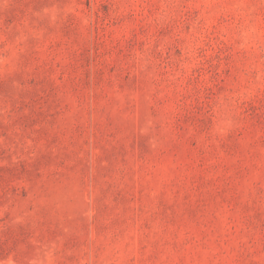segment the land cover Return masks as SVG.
Here are the masks:
<instances>
[{
  "label": "rangeland",
  "instance_id": "obj_1",
  "mask_svg": "<svg viewBox=\"0 0 264 264\" xmlns=\"http://www.w3.org/2000/svg\"><path fill=\"white\" fill-rule=\"evenodd\" d=\"M0 264H264V0H0Z\"/></svg>",
  "mask_w": 264,
  "mask_h": 264
}]
</instances>
